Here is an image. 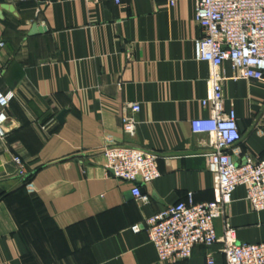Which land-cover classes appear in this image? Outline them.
<instances>
[{
  "label": "crops",
  "instance_id": "crops-1",
  "mask_svg": "<svg viewBox=\"0 0 264 264\" xmlns=\"http://www.w3.org/2000/svg\"><path fill=\"white\" fill-rule=\"evenodd\" d=\"M195 1L0 0V89L16 94L0 138V264H169L132 227L189 193L196 203L214 200L209 137L191 127L210 117L200 103L209 65L195 59ZM35 24L45 31L31 35ZM223 70L234 74L230 63ZM223 88L242 134L231 156L264 158V81ZM129 103L141 105L133 138L122 126ZM112 147L159 156L161 177L142 186L148 205L104 168L102 152ZM246 196L238 188L230 221L240 243H264V212ZM215 225L221 236L222 221ZM221 249L195 247L180 264L209 255L226 264Z\"/></svg>",
  "mask_w": 264,
  "mask_h": 264
},
{
  "label": "built area",
  "instance_id": "built-area-1",
  "mask_svg": "<svg viewBox=\"0 0 264 264\" xmlns=\"http://www.w3.org/2000/svg\"><path fill=\"white\" fill-rule=\"evenodd\" d=\"M28 1V0H23ZM121 5L123 0H112ZM163 2L169 8L176 0H152ZM195 21L202 30V37L195 42V59L209 65L207 96L200 101L209 109L210 117L191 121L194 134L207 135L208 170L214 178V200L196 203L194 194L187 195L186 202L171 205L132 227L134 233L146 231L155 248L160 263L180 264L189 261L195 247L210 248L221 245L226 264H264V243H240L233 227L229 209L234 203L238 188L245 187L246 201L255 213L264 212V158H246L245 164L234 161L230 150L242 140L236 111H225L226 81H264V0H196ZM4 43H0V49ZM230 63L233 76L227 77L223 67ZM16 99L13 91L0 89V138L9 123L8 110ZM139 103H129L123 109L122 126L131 138L137 133ZM104 168L124 183L131 184L132 194L141 205H148L150 197L143 194L142 186L161 177L159 156L153 152L128 147H112L103 150ZM21 177L27 175L20 157H14ZM221 220L220 236L216 221ZM205 264H217L213 255Z\"/></svg>",
  "mask_w": 264,
  "mask_h": 264
},
{
  "label": "water",
  "instance_id": "water-1",
  "mask_svg": "<svg viewBox=\"0 0 264 264\" xmlns=\"http://www.w3.org/2000/svg\"><path fill=\"white\" fill-rule=\"evenodd\" d=\"M0 16H1V13H0ZM45 31V29L43 27H39L37 24L33 25L32 27V30H31V35H36V34H39L41 32ZM67 111H63L59 117H58V121L60 123H64V120H65V115H66Z\"/></svg>",
  "mask_w": 264,
  "mask_h": 264
}]
</instances>
